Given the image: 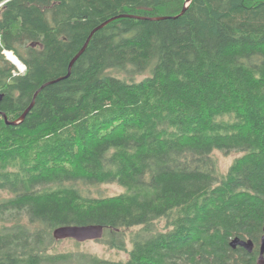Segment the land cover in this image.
<instances>
[{"label":"trees","instance_id":"obj_1","mask_svg":"<svg viewBox=\"0 0 264 264\" xmlns=\"http://www.w3.org/2000/svg\"><path fill=\"white\" fill-rule=\"evenodd\" d=\"M189 1L0 0V50L26 67L0 57L9 121L67 76L95 28L124 16L94 35L24 121L0 115V264H257L264 0ZM147 71L141 81L119 75ZM215 151L242 155L224 173ZM109 183L125 192L92 195ZM88 225L103 226L118 250L139 227L129 259L52 252L54 229ZM235 238L254 251L231 247Z\"/></svg>","mask_w":264,"mask_h":264},{"label":"rangeland","instance_id":"obj_2","mask_svg":"<svg viewBox=\"0 0 264 264\" xmlns=\"http://www.w3.org/2000/svg\"><path fill=\"white\" fill-rule=\"evenodd\" d=\"M30 44H27L26 47H29ZM1 47V44H0ZM37 47V46H35ZM23 47L20 46L19 50L21 53H23ZM3 55L6 59L10 60L7 53L9 51L2 49ZM14 54V53H13ZM1 59V58H0ZM19 60V59H18ZM20 61V60H19ZM3 61L1 60L0 63ZM11 62V61H10ZM12 63V62H11ZM14 64V63H12ZM26 70V69H25ZM24 69H20V72L24 73ZM120 77L124 78H130L133 77L135 81H141L147 76H150V72L147 71L143 74H126L122 73L119 74ZM242 154L238 152H231L230 154H225L221 151H215L213 153V157L217 160L219 164V168L226 173L230 166L233 164L236 158L240 157ZM125 192L124 188L121 187L117 183H109V184H104L100 185L98 187H94L91 189V193L94 196H100V197H111V196H116L121 193ZM6 197V196H3ZM2 224H0L1 226ZM164 225H166L165 220H160L157 222L155 228L161 229ZM140 230V228H134V229H129L125 230L124 233L126 235L125 237V245L127 250H118L116 248L111 247L109 244H107V240L104 239V236L101 240H93V241H86L83 243L77 242L73 239H66V240H60L56 241V243L52 247V252H59V253H77V252H82V253H89L92 255H95L103 260L106 261H111V262H119L123 261L126 262L129 259V253L128 250H131L132 248V243L131 239L132 236Z\"/></svg>","mask_w":264,"mask_h":264},{"label":"water","instance_id":"obj_3","mask_svg":"<svg viewBox=\"0 0 264 264\" xmlns=\"http://www.w3.org/2000/svg\"><path fill=\"white\" fill-rule=\"evenodd\" d=\"M192 0H190L188 2V4L186 5V8L188 7L189 3ZM186 10V9H185ZM185 10L182 12V14H184ZM181 14V15H182ZM120 17H124V16H119L117 18H113L107 22H104L102 25H100L99 27L95 28L91 34L89 35L86 43L84 44L82 50L73 58V60L70 62L69 67H68V74L65 77L59 78L57 80L51 81L46 83L45 85H43L34 95L33 101L31 103V105L27 108V110L23 113L22 117L20 118V120L18 121H9L8 117L6 116V114L4 113H0V115L3 116V118L5 119L7 125H11V126H15L20 124L22 121L25 120V118L28 116V114L30 113V111L33 109L34 105H35V101L37 99V96L39 95V93L47 86L56 84L62 80L68 79L71 74H72V70L73 67L75 65V63L79 60V58L85 53V51L87 50L92 38L94 37V35L102 30L104 27H106L108 24H110L112 21L120 18ZM125 17H131V18H136V19H146L144 17H139V16H126ZM179 16L176 17H159V18H152L150 20H165V19H177ZM11 61V60H10ZM14 65H16L18 68L20 69H25V66L22 64V62L20 61V63H15L13 62ZM105 234V228L101 225H88V226H61L58 227L56 229H54L53 231V237L56 241H60V240H66V239H73L77 242L83 243L86 241H93V240H101L103 238ZM231 247L233 248H237V247H242L244 248L246 251H248L249 253H252L254 251L255 248V244L252 240H242L240 238H235L232 240L231 242ZM257 264H264V235L261 238V242H260V252H259V257L257 259Z\"/></svg>","mask_w":264,"mask_h":264},{"label":"flooded vegetation","instance_id":"obj_4","mask_svg":"<svg viewBox=\"0 0 264 264\" xmlns=\"http://www.w3.org/2000/svg\"><path fill=\"white\" fill-rule=\"evenodd\" d=\"M3 50H0V57L3 55ZM1 61V59H0ZM5 65L4 62L0 63V104L3 102L5 98V92L4 88L2 87V83L4 82V76H5V70L2 68V66ZM5 67V66H4Z\"/></svg>","mask_w":264,"mask_h":264},{"label":"bare ground","instance_id":"obj_5","mask_svg":"<svg viewBox=\"0 0 264 264\" xmlns=\"http://www.w3.org/2000/svg\"><path fill=\"white\" fill-rule=\"evenodd\" d=\"M9 59L12 61V62H15V63H20V61L18 60V58L12 53V52H9L7 53Z\"/></svg>","mask_w":264,"mask_h":264}]
</instances>
